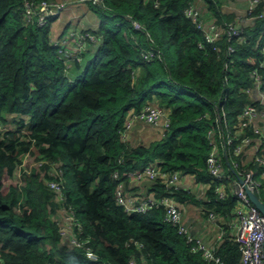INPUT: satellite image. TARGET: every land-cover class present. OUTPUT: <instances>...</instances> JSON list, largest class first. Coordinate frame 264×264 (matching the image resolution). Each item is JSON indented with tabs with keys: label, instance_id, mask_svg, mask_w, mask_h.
I'll use <instances>...</instances> for the list:
<instances>
[{
	"label": "trees",
	"instance_id": "trees-1",
	"mask_svg": "<svg viewBox=\"0 0 264 264\" xmlns=\"http://www.w3.org/2000/svg\"><path fill=\"white\" fill-rule=\"evenodd\" d=\"M234 1H86L101 18L85 29L97 40L74 45L69 58L53 42L52 18L40 26L26 0H0V264H210L166 221L164 206L131 213L118 203L119 181L147 165L206 186L201 198L163 177L151 188L214 213L224 230L218 253L241 264L239 173L259 179L264 201V0L243 16ZM191 5L222 29L214 43L186 14ZM229 24L242 35L229 39ZM147 106L169 119L150 143L129 137L140 120L126 127ZM215 146L231 175L223 199L210 173ZM62 216L77 219L98 260L72 245Z\"/></svg>",
	"mask_w": 264,
	"mask_h": 264
},
{
	"label": "built area",
	"instance_id": "built-area-1",
	"mask_svg": "<svg viewBox=\"0 0 264 264\" xmlns=\"http://www.w3.org/2000/svg\"><path fill=\"white\" fill-rule=\"evenodd\" d=\"M81 2L93 1L98 3L101 0H80ZM259 0H252L254 4ZM67 6L65 1H48L41 0L39 2L33 0H26V15L32 22H36L40 26H45L49 19L55 15H59L62 10ZM249 8V9H250ZM186 14L197 22L198 27L202 28L206 34V39L214 43L222 33V29L215 21L207 23L202 22L199 18V9L194 5L186 9ZM75 32L74 45L78 48H84L89 40L96 41L97 37L89 31L82 30ZM229 39L239 37L242 35L243 30L239 27L229 24L226 29ZM67 41V40H66ZM61 44V41H59ZM65 45V46H64ZM69 43H62L63 55L69 58L77 57L74 46ZM79 59V58H77ZM248 112L254 113V108H249ZM225 117V114H224ZM140 120L146 124L156 126L158 128L166 129L169 126V119L166 112L162 108L147 106L139 113L134 114L127 122V129H131L134 122ZM228 143H231L233 138L228 137ZM240 147H236V153L241 152ZM210 173L212 177L218 181L214 193L216 199H223L226 197V181L230 179V173L226 172L223 167L221 156L214 149L209 158ZM116 177L118 173L115 174ZM128 178H143L149 176L152 180L159 177L165 178L167 185L171 187H180V180L182 178L179 172L167 173L163 172L155 165H147L143 169H136L127 173ZM239 178H242L241 181ZM53 187L59 188L56 183L51 184ZM261 187V182L252 172L239 173L237 178L234 179V193L238 197V207L236 208L235 215L237 222L235 224V240L240 244L242 250L241 264H264V215L259 211L255 204L249 198L247 190L250 189L258 192ZM116 199L125 210L131 213H145L156 206H164L166 208V221L172 223L178 228L180 234L185 236L188 243L191 244V249L194 252H201L203 256L210 262V264H227L223 257L218 253L217 244L223 240L224 230L219 227L218 238L216 245H211L204 241L203 238L197 236L192 232L191 228L185 223L183 207L172 196H147L144 199H137L127 193L126 180L119 181L116 191ZM210 201V199H209ZM66 219V220H65ZM64 222L63 234L69 239L72 245L86 249V254L89 259L95 261L99 259L98 254L94 248L89 244L88 239L79 237L78 233H82V226L78 223L75 217L66 216ZM210 219L216 220L214 213L210 214ZM72 220V221H71ZM78 227L79 231L76 230Z\"/></svg>",
	"mask_w": 264,
	"mask_h": 264
},
{
	"label": "crops",
	"instance_id": "crops-1",
	"mask_svg": "<svg viewBox=\"0 0 264 264\" xmlns=\"http://www.w3.org/2000/svg\"><path fill=\"white\" fill-rule=\"evenodd\" d=\"M61 1L81 2L80 0H61ZM74 12L77 13L76 16L80 14L78 13L79 11L74 10ZM88 14H91V13H88ZM60 16H61V13H60ZM91 17L93 18V16ZM78 18L79 17H75V19H78ZM81 19H82V15H81ZM70 23H74L73 24V26H75L74 28L78 27L76 30H85V29L97 27L99 24V20L95 21V26L93 27H90L86 20L82 21L81 23H76V21H73L72 17L70 19ZM65 31H67V29H65ZM56 35L61 36L59 34H56ZM71 45L74 46V42ZM139 123H144V122L142 121L135 122L134 129H137L136 125ZM149 126L150 127L148 130L150 131H147L149 133L134 132L131 138L133 139L140 138L142 140L146 139L145 143H150L153 139L161 136L160 128L156 126H152V125H149ZM152 183H153V180L149 176H144L143 178H133V177L130 178L129 177L126 180L127 193L131 196L136 197L137 199H144L147 196H155V193L152 192V188H151ZM180 186L199 195V198H201L200 196L203 195L204 190L206 188L205 185L201 183L200 184L197 183L195 179L190 175L182 176L180 180ZM183 214H184L185 223L193 230V232L197 236H200L201 238L204 239L205 242L211 245H216L217 238H218V232H219L218 223L214 220L212 221V219H210V217L204 213L203 207L201 205H198L196 203L195 204L194 203L183 204Z\"/></svg>",
	"mask_w": 264,
	"mask_h": 264
},
{
	"label": "rangeland",
	"instance_id": "rangeland-1",
	"mask_svg": "<svg viewBox=\"0 0 264 264\" xmlns=\"http://www.w3.org/2000/svg\"><path fill=\"white\" fill-rule=\"evenodd\" d=\"M55 1L59 2L61 0H55ZM247 1L248 0H245V1L244 0H237V1L233 2V4H235V6L238 9H240L239 14L241 16H243L244 11H247V9H249L252 5V0H249L248 3H247ZM78 9H80V10H78ZM74 10L79 11L78 13H80V14L78 16H76L77 13L74 12ZM88 13H91V14H88ZM81 15H82V19H81ZM91 16H93V18ZM54 17H55V19H53ZM71 17H72L73 21H76V23H81L82 21L86 20L90 27L95 26V21L101 20V18H99L96 15L95 11L89 6L88 3L68 1L66 8L64 10H62V12H61V16H60V14L59 15L57 14V15L53 16L51 19L52 20L51 31H52V35H53L52 39H53V42L55 45L59 46V41H61V44L62 43L73 44V42H75L73 33L75 34L76 29L78 27L74 28L75 27V26H73L74 23H70ZM75 17H79V18L75 19ZM58 19H60V20H58ZM93 20H94V22H93ZM137 27H139V26H137ZM65 29H67V31H65ZM77 31H80V34H82L81 32H83L82 30H77ZM56 34H59L61 36H58ZM64 46H59V48H58L59 52L62 53V49H64ZM136 126H137V129H134V127H133L132 130L129 132V137H131L134 134V132L150 131V130H148L150 126L146 123H139ZM147 133H149V132H147ZM161 134H162V132H161ZM213 136H214V133H213V135H211V137L213 138V142L216 145L217 144L216 139ZM138 140H142V139L139 138ZM142 141L146 142V139H144ZM238 147H240L241 149L246 148L245 145L238 146ZM215 150H217V146H215ZM60 220H61V222H64V217L63 216L60 217Z\"/></svg>",
	"mask_w": 264,
	"mask_h": 264
},
{
	"label": "water",
	"instance_id": "water-1",
	"mask_svg": "<svg viewBox=\"0 0 264 264\" xmlns=\"http://www.w3.org/2000/svg\"><path fill=\"white\" fill-rule=\"evenodd\" d=\"M241 181H243L242 178H239ZM247 193L249 195V198L251 201L255 204V206L259 209V211L264 215V201H262L256 192L248 189Z\"/></svg>",
	"mask_w": 264,
	"mask_h": 264
}]
</instances>
